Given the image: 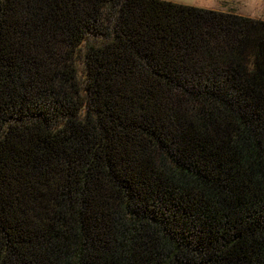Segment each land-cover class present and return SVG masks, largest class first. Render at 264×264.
<instances>
[{
    "label": "trees",
    "instance_id": "obj_1",
    "mask_svg": "<svg viewBox=\"0 0 264 264\" xmlns=\"http://www.w3.org/2000/svg\"><path fill=\"white\" fill-rule=\"evenodd\" d=\"M0 264H264V20L0 0Z\"/></svg>",
    "mask_w": 264,
    "mask_h": 264
},
{
    "label": "rangeland",
    "instance_id": "obj_2",
    "mask_svg": "<svg viewBox=\"0 0 264 264\" xmlns=\"http://www.w3.org/2000/svg\"><path fill=\"white\" fill-rule=\"evenodd\" d=\"M264 20V0H168Z\"/></svg>",
    "mask_w": 264,
    "mask_h": 264
}]
</instances>
